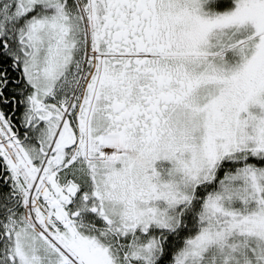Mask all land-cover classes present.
Wrapping results in <instances>:
<instances>
[{
    "label": "snow or ice",
    "instance_id": "1",
    "mask_svg": "<svg viewBox=\"0 0 264 264\" xmlns=\"http://www.w3.org/2000/svg\"><path fill=\"white\" fill-rule=\"evenodd\" d=\"M0 264H264V0H0Z\"/></svg>",
    "mask_w": 264,
    "mask_h": 264
}]
</instances>
